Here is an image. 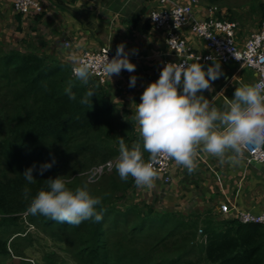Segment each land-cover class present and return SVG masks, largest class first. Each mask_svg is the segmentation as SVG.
<instances>
[{"label":"trees","instance_id":"obj_1","mask_svg":"<svg viewBox=\"0 0 264 264\" xmlns=\"http://www.w3.org/2000/svg\"><path fill=\"white\" fill-rule=\"evenodd\" d=\"M89 88L95 94L81 104ZM110 117L114 108L96 78L85 83L28 39L13 44L0 35V256L26 257L20 243H31L35 228L65 242L77 264H264V225L162 208L136 195L133 178L122 180L116 168L89 182L83 175L118 155L120 137L129 147L138 139ZM53 158L41 174L40 165ZM33 164L37 179L29 184L22 173ZM57 175L70 188L88 182L101 197L103 218L75 225L28 213L31 197Z\"/></svg>","mask_w":264,"mask_h":264},{"label":"crops","instance_id":"obj_2","mask_svg":"<svg viewBox=\"0 0 264 264\" xmlns=\"http://www.w3.org/2000/svg\"><path fill=\"white\" fill-rule=\"evenodd\" d=\"M41 14L22 15L19 20L12 0H0V35L13 44L22 37L36 44L40 51L71 66L85 50L109 46L116 50L125 42V50L139 57L133 71L125 70L120 77L112 76L102 84L114 108L122 133H132L142 144L135 125V103L140 102L145 87L158 79L167 60L172 59L166 45V31L156 30L148 19L153 8L162 6L156 0H38ZM186 2L187 0H178ZM251 6V7H249ZM217 8L216 16L237 23L236 41L243 46L250 34L261 25L264 0H198L193 6L198 19L207 17L209 9ZM21 28V31L18 28ZM184 34L192 48L206 52L204 42L190 30ZM66 43H69L67 46ZM133 49L136 51L133 52ZM211 62H201L205 68ZM222 74L211 81L209 89L200 90L205 97L223 108L234 95L239 84L258 80L257 72L235 62L222 64ZM137 76L134 87L129 78ZM219 93V94H218ZM218 94V95H217ZM129 145H132L129 143ZM145 159L149 153L143 152ZM195 168L188 171L173 160L172 181L154 179L152 187H136V195L158 201L162 208L185 214L213 213L216 217H234L222 214L219 207L230 201L238 209L258 213L264 203V172L257 169L243 152L240 162L221 161L197 145L194 149Z\"/></svg>","mask_w":264,"mask_h":264},{"label":"clouds","instance_id":"obj_3","mask_svg":"<svg viewBox=\"0 0 264 264\" xmlns=\"http://www.w3.org/2000/svg\"><path fill=\"white\" fill-rule=\"evenodd\" d=\"M211 59L214 62L207 68L200 58L192 62L188 60L187 64L167 63L158 79L145 87L132 114L142 144L135 141L129 147L125 139L120 137L119 152L115 157L114 166L122 180L131 176L136 186L152 187L157 176L154 164L161 156L173 158L192 171L195 168L194 149L197 145L221 161L227 159L237 164L246 146L264 144V78L239 84L233 97L221 108L213 102L215 97L209 100L200 91L209 89L211 81L222 74L221 63L213 57ZM135 68L136 64L129 59L125 50V42H121L111 59L107 56L103 60L99 57L95 60H79L72 64V73L87 83L97 70L112 77V74H119L122 69L131 72ZM136 82L137 76H130L129 87H134ZM65 91L70 99L76 100L77 94L70 86ZM94 94L92 88L87 89L79 102L87 104L89 97ZM144 151L149 153L147 159L143 156ZM54 163V158L42 163L39 172L43 174ZM35 167L33 164L22 173L29 184L37 179L33 174ZM64 176L45 179L47 187H41L31 197L26 211L75 225L88 219L100 221L103 213L96 206L101 203V197L89 191L88 182L75 188L68 187ZM93 179L94 174L90 173L88 181ZM24 192L26 196L30 193L27 184Z\"/></svg>","mask_w":264,"mask_h":264},{"label":"built area","instance_id":"obj_4","mask_svg":"<svg viewBox=\"0 0 264 264\" xmlns=\"http://www.w3.org/2000/svg\"><path fill=\"white\" fill-rule=\"evenodd\" d=\"M162 7L153 8L148 13V19L152 27L156 30L166 31V45L169 53L173 56L167 63L185 64L196 61L211 62L215 59L217 62L227 64L235 62L241 66L249 67L257 72L258 79L264 78V12L260 27L253 31L246 39L243 46H239L236 41L237 23L229 19H221L216 16L217 8L209 9L207 17L198 19L193 12V6L198 0H187L181 2L178 0H156ZM13 9L17 14L35 15L44 11L42 4L38 0H12ZM185 30H190L204 42L206 52H199L192 48L184 34ZM69 46V43H66ZM116 50L109 46H102L93 50H85L77 58L79 60H103L108 56L111 59ZM129 54V53H128ZM131 61L139 57L129 54ZM126 69H122L119 74L112 76L120 77ZM72 73V65H71ZM73 75V73H72ZM74 76V75H73ZM92 77L96 78L100 84H106L111 78L110 75L100 70L94 72ZM249 161H255L264 164V144L248 145L243 149ZM173 158L161 156L154 164L157 170V176L154 179H162L164 183L172 181L171 168ZM115 157L106 162L93 166L88 172L94 174L91 182H96L104 174L112 172L115 168ZM222 214L234 213L236 218L243 224L264 225V203L262 211L254 213L238 209L230 201L222 203L219 207ZM202 233V230H199Z\"/></svg>","mask_w":264,"mask_h":264},{"label":"rangeland","instance_id":"obj_5","mask_svg":"<svg viewBox=\"0 0 264 264\" xmlns=\"http://www.w3.org/2000/svg\"><path fill=\"white\" fill-rule=\"evenodd\" d=\"M118 121L117 118L110 117V122L115 128L119 127ZM83 176L88 179L86 173ZM28 235L31 243L27 241L20 243V247L25 248L26 257L19 258L13 255L5 258L0 256V264H77L65 242L45 235L35 228L30 229Z\"/></svg>","mask_w":264,"mask_h":264},{"label":"water","instance_id":"obj_6","mask_svg":"<svg viewBox=\"0 0 264 264\" xmlns=\"http://www.w3.org/2000/svg\"><path fill=\"white\" fill-rule=\"evenodd\" d=\"M252 164L259 170L263 171L264 172V164H261V163H258V162H255V161H252Z\"/></svg>","mask_w":264,"mask_h":264},{"label":"bare ground","instance_id":"obj_7","mask_svg":"<svg viewBox=\"0 0 264 264\" xmlns=\"http://www.w3.org/2000/svg\"><path fill=\"white\" fill-rule=\"evenodd\" d=\"M69 66V65H68Z\"/></svg>","mask_w":264,"mask_h":264}]
</instances>
